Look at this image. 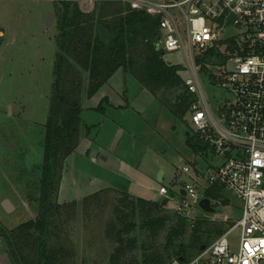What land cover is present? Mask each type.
Listing matches in <instances>:
<instances>
[{
	"label": "rangeland",
	"instance_id": "1",
	"mask_svg": "<svg viewBox=\"0 0 264 264\" xmlns=\"http://www.w3.org/2000/svg\"><path fill=\"white\" fill-rule=\"evenodd\" d=\"M49 6L53 7L49 0H0L3 32L0 41V227L6 230L34 217L38 210L44 124L49 114L56 53V23L46 26L41 11L42 7ZM235 31L232 26L230 32ZM218 45L225 54V47ZM163 59L172 65L183 64L179 52H165ZM212 63L219 65V72L235 65L224 56L216 57ZM181 76H185L184 70ZM202 77L211 100L220 101L228 95L210 82L208 74ZM86 91L85 75L81 90L82 133L75 152L77 159L68 157L61 179L64 186L68 181V186L75 187L76 192L69 195L74 199L70 201L80 202L85 190L103 184L134 196L161 201L160 185H165L169 195H173L178 187L193 183L197 195L202 197L200 184L220 159L200 141H196L198 150L186 143L187 137L195 139L187 117L176 119L132 75L120 69L91 97ZM104 98L108 101L102 103L106 110L95 109ZM86 125L91 126L90 129L86 130ZM92 150L114 160L118 167L110 165L105 166V171L101 170L99 162L97 164L91 158ZM185 165L189 167L187 172L182 170ZM160 170L161 181L158 179ZM112 195L114 193L108 190L101 197ZM4 200L11 204L8 211L2 206ZM57 201L64 202V198L57 196ZM187 202L190 206L186 209L191 216L186 217L189 228L197 219H205L222 228L223 232L241 216V200L226 188L221 199H211L214 208L211 212L204 211L198 203L193 204L192 198L188 197ZM165 207L170 213L175 212V202L171 199ZM84 213L79 204L76 219L69 224L75 264H108L112 244L99 237L104 220L94 221L93 216L90 219ZM222 216L227 221L218 219ZM184 239L188 240V236ZM237 239L238 230H234L229 240L236 243ZM8 257L6 243L1 241L0 264H7Z\"/></svg>",
	"mask_w": 264,
	"mask_h": 264
},
{
	"label": "trees",
	"instance_id": "2",
	"mask_svg": "<svg viewBox=\"0 0 264 264\" xmlns=\"http://www.w3.org/2000/svg\"><path fill=\"white\" fill-rule=\"evenodd\" d=\"M56 14L57 50L49 114L44 124L38 210L13 229L0 227L11 264H75L69 224L76 219L79 204L84 216L104 220L99 237L112 244L108 264H164L171 257L189 261L202 251L201 245L206 248L211 238L221 234L222 228L205 219H197L189 228L186 217L170 213L160 201L109 187L83 196L80 202L57 201L65 161L78 146L82 133L81 90L85 75L86 94L91 97L120 69L132 75L180 120L190 100L182 84V66L167 63L157 48L156 18L120 2H98L89 13L82 12L76 4L63 2L57 4ZM97 24L113 36L110 45L95 36ZM97 109L104 111L102 102ZM90 127L86 125L85 129ZM196 141L186 138V143L198 150ZM108 190L114 195L101 197ZM222 191L221 185L213 184L203 196L219 200Z\"/></svg>",
	"mask_w": 264,
	"mask_h": 264
},
{
	"label": "built area",
	"instance_id": "3",
	"mask_svg": "<svg viewBox=\"0 0 264 264\" xmlns=\"http://www.w3.org/2000/svg\"><path fill=\"white\" fill-rule=\"evenodd\" d=\"M49 1L76 4L84 13L93 11L98 2H120L142 11L157 20V48L179 52L183 59L182 84L190 100L186 121L195 140L220 159L200 184L202 197L218 184L232 191L242 206L240 218L192 259L164 264H264V0ZM2 34L0 28V41ZM223 56L235 65L219 72L212 61ZM203 74L228 94L223 100L210 99ZM196 190L193 183H186L169 195V189L160 185L158 193L175 202V213L191 217L187 198L199 204L202 197ZM210 204L213 207L211 200ZM218 219L227 221L225 216ZM234 230H238L236 243L229 240Z\"/></svg>",
	"mask_w": 264,
	"mask_h": 264
},
{
	"label": "water",
	"instance_id": "4",
	"mask_svg": "<svg viewBox=\"0 0 264 264\" xmlns=\"http://www.w3.org/2000/svg\"><path fill=\"white\" fill-rule=\"evenodd\" d=\"M72 10H73V5L70 6V12ZM43 19L45 21V25L46 26H48V27L52 26L53 25V20H54V12L53 11H45L43 13ZM94 34L103 44H105L107 46L110 45L112 43V41H113V36L103 26H101L100 24H97L95 26ZM157 38L159 39V37H157ZM162 54H163V52H162ZM91 156L92 157H96V158L99 157V159L105 161L106 163H108L112 167H117L118 166V164L114 160H112V159H110V158H108L106 156H103V155L100 156L99 152H97L95 150H92ZM158 179H159V181H161V179H162V170L159 171ZM180 194L181 195H185V190L184 189H180ZM160 203H161L162 206H165L167 204L166 198H163L160 201ZM2 206H3V208L6 211H8L9 208L11 207V204L9 203V201L4 200L3 203H2ZM199 206L204 211H207V212H211L214 209L211 206V204H210L209 198H207V197H202L200 199ZM200 249H204V246L201 245ZM178 259L179 260H183L182 257H179Z\"/></svg>",
	"mask_w": 264,
	"mask_h": 264
},
{
	"label": "crops",
	"instance_id": "5",
	"mask_svg": "<svg viewBox=\"0 0 264 264\" xmlns=\"http://www.w3.org/2000/svg\"><path fill=\"white\" fill-rule=\"evenodd\" d=\"M53 3V7H51V6H49V7H42V9H41V11H42V13H44L45 11H53L54 12V20H53V25L56 23V21H57V14H56V9H57V4H55L54 2H52ZM55 48H56V45H55ZM57 50V49H56ZM56 50H55V52H56ZM56 54V53H55ZM55 59V58H54ZM53 65H54V63H53ZM110 79V78H109ZM108 82V81H107ZM106 82V83H107ZM105 83V84H106ZM104 85V84H103ZM102 85V86H103ZM106 103H108V101H107V99H106V101H105ZM101 103V102H100ZM99 103V104H100ZM102 103H103V100H102ZM105 105V104H104ZM103 106V105H102ZM95 109H97V108H95ZM103 109H104V111L106 110V107L105 106H103ZM84 133L86 134V132L84 131ZM88 135V134H87ZM79 143H80V141H79ZM79 145V144H78ZM78 147V146H77ZM76 147V148H77ZM88 151H89V149H88ZM98 151V150H97ZM76 149L69 155V156H75V159H77V157H76ZM68 156V157H69ZM78 156V155H77ZM68 157H67V159H68ZM91 158H92V160L94 161V162H96L97 164H98V162H99V164H98V166H100V168H101V170H103V171H105L106 169H107V167H105V166H110L108 163H106L105 161H103V160H101V159H99V157L98 158H96V157H92L91 156ZM67 159H66V161H65V166H64V170H65V168H66V166H67ZM75 159H73V160H75ZM95 163V164H96ZM96 164V165H97ZM118 167V166H117ZM64 170H63V172H64ZM63 175V174H62ZM75 181V180H74ZM68 182V181H67ZM66 182V185L64 186V182H63V180L61 181V184H60V188H59V193H58V196H59V199L61 198V197H63L64 198V202L65 201H70V199H74V198H72V197H70L69 195H72V193H75L76 192V190H75V187H70V186H68V183ZM77 184V182L75 181V184L74 185H76ZM106 187H109V188H115V189H118V188H116V187H114V186H111V185H108V184H103L102 186H99L98 188H88L87 190H85V192H83V194H82V197L83 196H85V195H87V194H90V193H93V192H95V191H99V190H101V189H104V188H106ZM119 190V189H118ZM123 191V190H122ZM77 198V197H76ZM69 199V200H68ZM2 240H0V242H1ZM7 264H11V261H10V259H9V257H8V263Z\"/></svg>",
	"mask_w": 264,
	"mask_h": 264
}]
</instances>
